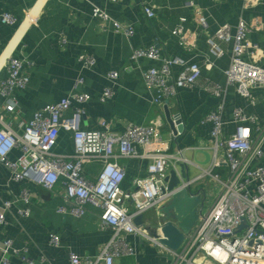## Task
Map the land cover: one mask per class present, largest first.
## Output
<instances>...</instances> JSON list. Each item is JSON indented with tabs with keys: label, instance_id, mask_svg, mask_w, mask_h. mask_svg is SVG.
Instances as JSON below:
<instances>
[{
	"label": "crops",
	"instance_id": "1",
	"mask_svg": "<svg viewBox=\"0 0 264 264\" xmlns=\"http://www.w3.org/2000/svg\"><path fill=\"white\" fill-rule=\"evenodd\" d=\"M187 1L190 0H0V78L7 75L4 63L10 55L26 62L23 72L29 76L27 87L15 92L21 112L12 117L14 130L22 133L25 122L46 104L57 103L73 93H86L90 99L73 104L66 113L72 116L75 107L82 109V130L109 129L122 133L129 123H156L171 152L181 151L197 163V167L189 168L192 177L206 169L211 157L213 124L204 121V117L217 110L220 103V99L206 89L207 85L218 84L226 89L222 114L225 135L235 131L234 109L237 107L254 114L259 128L264 130V90L259 86L251 89L256 98L253 103L242 96L235 85L226 84L235 26L240 19L250 26L248 39L257 45L255 52L246 53L244 59L264 69V0L253 4L245 0H192L207 18L205 28L196 22L192 9L185 7ZM145 3L156 11L154 17L147 16ZM5 13L13 14L16 22H3L1 17ZM183 16L187 17L183 22L184 33L196 34L188 47L173 34ZM115 23L130 27L132 33L117 29ZM226 23L233 27L231 40L221 42L224 54L217 57L210 51L208 38L219 25ZM150 48L158 50L157 59H133L135 50ZM87 56L93 61L85 64L81 58ZM176 56L198 63L201 77L190 87H179L175 96L158 105L146 86L143 72L149 68L161 69L165 58ZM180 70L179 66L173 67L169 82L176 79ZM111 72L117 73L115 79L110 77ZM109 88L112 95L106 98L104 93ZM3 103L0 96V105ZM166 110L171 116L182 118L183 130L176 137ZM249 126L251 138L260 140L261 130L252 124ZM74 146L73 134L60 131L55 150L71 153ZM262 148L264 150V138ZM19 156L20 150L14 148L10 157L16 160ZM118 161L126 170L124 189H130L136 177L148 174L147 158H119ZM260 163L264 164V155ZM103 166L98 168L99 173ZM97 173L89 178L95 180ZM194 185L196 188L192 190L205 188L210 203L220 191V185L210 177ZM24 188L34 193L30 204L22 198ZM61 191L60 183L54 190H47L28 180L16 181L12 170L0 164V211H4L6 220L0 225V240H12L13 247L19 251L7 254V264H25L22 255L36 264H70L71 252L96 256L108 241L111 232L99 225L100 209L88 204L85 215L76 217L70 213V205L62 198ZM6 201L12 203L8 209L4 207ZM193 202L188 200L182 204L180 209L186 211L184 216L171 208L163 217L153 209L142 215V221L158 226L159 230L164 221H173L188 232L203 208L197 203L191 209ZM61 207L67 210L62 212ZM27 208L29 214L25 216L22 211ZM52 235L58 236V244L52 242ZM129 241L136 246V254L116 259L114 264L172 263V256L159 245L133 235L129 236ZM4 256L0 250V264H4Z\"/></svg>",
	"mask_w": 264,
	"mask_h": 264
},
{
	"label": "built area",
	"instance_id": "2",
	"mask_svg": "<svg viewBox=\"0 0 264 264\" xmlns=\"http://www.w3.org/2000/svg\"><path fill=\"white\" fill-rule=\"evenodd\" d=\"M245 1L253 4L261 0ZM184 5L192 9L196 22L205 28L207 18L195 2L190 0ZM144 10L149 17L156 15L151 4L145 3ZM1 20L7 24L16 22L11 13L3 14ZM186 20L187 17H181V23L174 28L173 34L182 45L188 47L196 39V34L184 33L183 22ZM115 26L128 34L132 33L130 27L119 23H115ZM250 30V26L242 19L235 26L232 60L226 71V84L235 85L242 96L254 103L256 98L251 89L259 86L264 90V69L244 59L246 53L253 54L257 48L248 39ZM232 31L230 24H221L208 38L210 51L217 57L224 54L221 42H230ZM132 57L157 59L158 50L138 49L133 52ZM81 60L85 64L93 61L90 56L82 57ZM25 65L24 60L10 55L4 63L7 75L0 78V96L4 99V103L0 105V164L12 170L16 181L28 180L47 190H54L60 183L61 196L69 203L72 215L81 217L87 212V205H92L100 209V227L111 232L110 238L96 256H80L71 252L70 264H114L116 259L134 256L137 248L129 241L131 235L162 247L172 256L171 264H264V164L260 163L264 155V130L259 128L258 118L254 114H248L237 107L234 109L235 131L230 135L224 134V87L218 84L206 86L209 92L220 99V103L217 110L204 117V121L213 124L211 157L206 169L192 177L189 168L197 167V163L186 158L181 151L171 152L167 143L162 140L156 123H129L122 133L109 129L82 130V109L75 107L72 116H67L66 113L73 104L87 102L90 96L86 93H73L57 103L46 104L25 122L23 132L18 133L13 128L12 117L21 112L15 92L24 89L29 83L28 74L23 72ZM174 66H179L181 70L176 79L169 82ZM110 77L115 79L117 73L111 72ZM200 77L201 66L187 62L180 56L165 58L161 69L149 68L143 72L146 86L158 105L175 96L179 87H190ZM111 95L112 90L106 89L104 96L107 98ZM249 124L261 130L260 140L251 138ZM178 125L174 120V137L182 133L178 130ZM60 131L73 134L75 146L71 153L55 150ZM14 148L20 150V156L16 160L10 157ZM134 157L148 159V174L136 177L131 188L124 189L122 183L126 170L118 159ZM92 159L104 162L95 180L84 174L85 163ZM221 167L226 168V176L220 172ZM171 170L176 172L179 182L169 189V180L166 178ZM206 177L216 181L220 185V191L205 211L203 209L208 199L205 188L192 189L196 188L195 183ZM185 193L191 199L201 197L200 206L203 208L196 224L188 232H184V240L178 248L172 249L161 242L162 233L158 226L156 237L146 230V226L155 228L154 225L143 221L141 224L135 222L136 216L153 209L164 216V209L173 204L174 197H185ZM33 196L34 193L29 189H23L22 198L25 203L30 204ZM11 205L10 201L4 203L5 209ZM66 210L65 207L60 208L62 212ZM22 214L28 215L29 208L23 210ZM243 218L247 226L235 233ZM5 223V213L0 211V225ZM51 239L54 244H58V236L52 235ZM0 250L6 255L4 264L8 262L9 252L18 251L10 239L0 240ZM22 258L25 264H36L31 258L23 255Z\"/></svg>",
	"mask_w": 264,
	"mask_h": 264
},
{
	"label": "water",
	"instance_id": "3",
	"mask_svg": "<svg viewBox=\"0 0 264 264\" xmlns=\"http://www.w3.org/2000/svg\"><path fill=\"white\" fill-rule=\"evenodd\" d=\"M166 114H167V118H168V122L170 123L171 127L175 130V126H174V120L178 125V130L182 131L183 130V126H182V118L180 115L178 116H171V114L169 113L168 110H166ZM176 131V130H175ZM167 180H169L168 182V187L169 189L174 187L178 182H179V178L176 175V172L174 170L170 171V175L166 178ZM194 201L192 203V206L190 207L192 209L193 205L200 203L201 202V197L197 196L195 199H191L190 196L188 194L185 193V197H182L181 195H178L176 197H174L173 199V204L171 206H168L169 208H165L164 212L167 209H176V211L179 213H181V215H185L186 211H183L182 209H180L184 204V202L186 201ZM190 212H193L192 210H190ZM165 214V213H164ZM165 216V215H164ZM163 216V217H164ZM186 221V220H185ZM184 221V222H185ZM135 222L137 224H141L142 223V215H138L135 217ZM247 226V222L246 220L243 218L241 219V222L239 224V226L235 229V233H239L244 227ZM146 230L149 232V234L151 236H156L158 235L157 233V228H151V226H146ZM161 233L163 238H161V242L172 248V249H176L180 246V244L182 243V241L184 240V230L181 228V224H175L173 221H164L163 224H161Z\"/></svg>",
	"mask_w": 264,
	"mask_h": 264
},
{
	"label": "trees",
	"instance_id": "4",
	"mask_svg": "<svg viewBox=\"0 0 264 264\" xmlns=\"http://www.w3.org/2000/svg\"><path fill=\"white\" fill-rule=\"evenodd\" d=\"M98 159H96V160H92L91 162H88V163H86L85 164V168H84V174L89 178H91L92 177V174H96L98 171V168H100L101 167V165L102 164H104V162L101 160L100 161V159L97 161ZM90 161V160H89ZM89 163H91V165L90 166H88V164ZM93 164V165H92ZM87 165V166H86ZM220 172L222 173V175H224L225 174V176H226V168H220ZM99 173V172H98ZM97 173V174H98ZM94 176V175H93Z\"/></svg>",
	"mask_w": 264,
	"mask_h": 264
},
{
	"label": "rangeland",
	"instance_id": "5",
	"mask_svg": "<svg viewBox=\"0 0 264 264\" xmlns=\"http://www.w3.org/2000/svg\"><path fill=\"white\" fill-rule=\"evenodd\" d=\"M192 175H193V171H192ZM210 198L206 200L205 202V206H204V210L206 211V209L208 208V206L210 205Z\"/></svg>",
	"mask_w": 264,
	"mask_h": 264
}]
</instances>
